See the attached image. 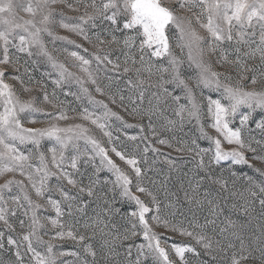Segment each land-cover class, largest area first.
I'll return each instance as SVG.
<instances>
[{"label": "snow or ice", "instance_id": "1", "mask_svg": "<svg viewBox=\"0 0 264 264\" xmlns=\"http://www.w3.org/2000/svg\"><path fill=\"white\" fill-rule=\"evenodd\" d=\"M65 2L36 0L35 6L30 3L23 9L33 18L24 20L16 15V8L20 5L14 4L13 0H0V177L13 174L0 184V224L3 226L0 230V249L5 247L3 239L7 232L9 250H15L14 260L6 262L0 259V264H67L61 259L65 256L75 257L78 264H97V247L105 254L107 264L111 256L118 255L115 249L119 242L137 235H141L145 243L136 246V264H141V257L151 259L152 264H187L185 253L200 254L190 245L172 243L171 251L178 258L173 260L169 248L162 246V236L156 228L192 237L211 256L213 264H247V261L257 258L253 256V251H259L258 258L264 264V243L256 249L246 245L236 221L225 217L226 226L219 227V235L226 243L217 240L215 248L213 240L203 231L209 226H214L213 231H216L217 219L225 212L230 199L234 201L231 208L241 210L246 216L251 214L257 201L264 210V170L254 169L259 174L258 180L253 176L243 177L247 186L240 190L236 188L235 180L230 186L228 179L223 175L217 176L212 167L227 162L230 171L232 166L237 165L252 168L246 152H257V148L252 146L253 142L264 149V141L252 136L245 140V131H251L247 128L249 121L257 112L260 118L255 122V127L264 133V87H256L258 84L264 85V0H85L84 12L74 22H70L63 13L59 14L58 20L56 18L54 6ZM67 7L79 11L77 4L69 3ZM38 13L41 19L37 21L35 17ZM53 25H58L91 45L95 49L90 54L91 58L79 51L82 49L88 53V48L68 36L57 35ZM117 32L121 35L117 36ZM46 37L53 42L73 45L78 50L54 46L50 51ZM173 40L180 50L179 56L172 50ZM113 46L123 55V66L119 57L115 60L112 58ZM13 49L15 53L34 58L33 64L42 60L47 66L46 75L54 77L52 83L55 88L63 89L73 83L79 85L80 94L76 98H86L93 110L83 107L78 116L70 117L62 102H56L55 88L51 94L43 91V102L59 109L56 112H47L38 107L36 97L21 99L15 84L9 80L19 83L25 93L32 89L25 84L20 74L19 57L13 58ZM54 52L65 53L66 59L72 61V66L85 74L86 80L71 71ZM213 57L218 66L236 70L235 81L228 68L224 72L214 70ZM257 57L261 62L258 76L257 69L247 63ZM93 61L97 64L96 72L91 70ZM101 65L105 68L110 65L114 71L122 67L123 73L135 72L138 84L129 79L127 83L130 88H138L146 83L139 79L143 72L148 73L149 83L153 75L157 77L155 84H151L158 89L153 93L155 103L150 99L149 107L142 109L140 104L143 103L144 92L139 91L136 99L129 97L133 107L124 109L129 115H139L141 118L148 116L153 134L155 130L151 117L157 115L165 119V127L171 128L177 125L182 128L185 123L195 121L200 137L209 141V148H200L193 140L191 145L183 142V146L177 149L193 153L196 161L194 170H190L195 174L188 179L187 188L181 184V190L184 202L193 212V219L189 223L201 229L200 232L190 231L182 221L173 222L167 216L162 217L157 196L143 186L147 170L139 166L140 158L118 150L113 145L110 151L135 175V192L149 197L150 203L134 194L132 177L109 155V149L91 134L89 125L99 129L112 144V133L107 130L109 122L113 118L124 122L122 116L109 108L104 100L96 99L85 87L86 83H91L96 85V93L106 95L97 84L96 73ZM8 69L12 71L8 72ZM249 72L252 73L250 78L247 76ZM24 73L31 81L27 67ZM246 80L251 87L245 84ZM204 90L211 92L204 96ZM64 95L75 94L69 89ZM110 99L113 104L116 103L114 96ZM120 101L123 105L122 95ZM169 109L175 119L165 116V111ZM37 114L46 118L47 126L25 127L24 121L33 124L38 122ZM69 120L81 122L63 126L60 123ZM202 120L208 122V128L215 135L205 129ZM124 123L126 127L133 126ZM140 127L143 130V126ZM128 139L135 141L137 137L130 136ZM45 142H49V145L45 146ZM158 142L168 143L166 140ZM150 150L157 151L150 145L143 148L145 164L146 154ZM206 156L209 157L207 162ZM97 158L99 164L96 163ZM252 159L264 160V156H253ZM167 163L170 168L173 166L171 160ZM87 165L92 166L91 173L87 171ZM103 170L111 173L115 180L101 181L99 173ZM16 174L22 179H16ZM231 176L237 177V173L231 171ZM53 178L55 184L50 183ZM101 184H111L112 187L105 192ZM13 186L18 192L6 197L5 190L11 192ZM161 187L165 188L166 196L176 195L167 191L166 184H161ZM117 189L119 202L133 203L134 209L121 211L114 207L116 197L113 195L109 199L108 193H115ZM53 194L59 198H54ZM235 201L242 203L237 204ZM93 203L99 210H94V214L81 225L76 214H85ZM167 206L174 208L176 204L169 202ZM205 206L208 215L204 223L199 224L195 220L194 209L202 211ZM49 209L55 213L54 216L47 215ZM117 214L130 224V229L124 233H120L113 223V217ZM65 217L68 219L65 220ZM12 218L16 219L22 230L18 238L12 235L16 232V223H13ZM49 225L55 231H49ZM80 227L89 231L90 235L80 233ZM44 236L50 239L45 240ZM96 236H99L97 247L92 243H84ZM230 237L239 241V248ZM66 239L81 245L84 254L92 258L91 261L81 259L80 253L76 251H58L52 242ZM40 247H43V251L38 250ZM131 247L129 245V256ZM213 252L216 254L213 255Z\"/></svg>", "mask_w": 264, "mask_h": 264}, {"label": "rangeland", "instance_id": "2", "mask_svg": "<svg viewBox=\"0 0 264 264\" xmlns=\"http://www.w3.org/2000/svg\"><path fill=\"white\" fill-rule=\"evenodd\" d=\"M84 2L85 0H66L65 3H57L55 7L56 12V18L57 20L60 18V13H63V15L70 19V22H74L75 18L79 17L84 12ZM99 2V0H97ZM14 4L20 5L21 7L16 8V15L17 18H22L24 20L26 19H32L33 17L30 16L27 12H25L23 9L26 8L30 3L35 6L36 0H13ZM77 4L79 7V11H74L67 7V4ZM178 14L181 15H188L184 12H179ZM35 19L38 21L41 19V15L38 13ZM22 22V21H21ZM107 26L106 24L104 25ZM195 26V24H194ZM53 31L57 35L62 36H68L70 39H73L76 41L77 44H82L83 47L88 48V53H84L82 49H79L80 53L82 55H85L87 58H91L90 54L95 50L91 45H89L86 41H83L80 37L67 32L66 30L60 28L58 25H53ZM99 31V29H97ZM201 34L206 35L205 33L201 32ZM101 35L105 36V38H108L106 34L101 33ZM117 36H120L121 34L119 32L116 33ZM258 39V35H257ZM46 43L48 44L49 50L51 51L53 47L56 48H63L67 47L70 51L71 50H78L73 45H66L60 41H51L50 38H45ZM172 50L179 56L180 50L175 46V40L172 41ZM13 53H15V50H12ZM55 55L58 56V58L65 62L71 71L76 72L78 75H81L85 78L86 76L84 73L80 72L78 68L72 66V61L70 59H66V54L63 52H54ZM19 57V67H20V74L23 76L25 84L32 89L31 92L25 93L22 91L21 86L19 83L15 81L9 80L8 82L14 83L17 93L20 95L21 99H28L31 97L37 98V106L40 108L45 109L47 112H56L59 109L53 108L51 104H47L43 102V91L46 90L49 94L52 93L53 89L55 88V85L52 83V78H50L48 75H46V65L41 60L39 63L33 64L32 59L34 58H28L24 54L15 53V56L13 57ZM117 57H119V62L123 66V55L120 54L118 50H116V47L113 46V56L112 58L115 60ZM232 57H230L231 59ZM25 61H27V64H25ZM213 61V68L216 71L224 72L225 68H228V71L230 74L233 75V80L235 81V69L229 68L228 66H225V68H222L218 66L215 63V57L212 58ZM159 63V62H157ZM166 63V61H165ZM247 63L257 69V76L259 75V69L261 68V62L259 58L257 57L255 60H248ZM27 67L28 72L31 74L32 80H28V75L24 73V69ZM91 70L96 72L97 70V64L95 61H93L91 65ZM11 69H8V72H11ZM97 74V84L104 89L106 95L101 96L98 93L95 92L96 85H92L91 83H86L85 87L89 88L91 94L95 96L96 99H102L105 101V103L108 104L109 108H111L113 111L117 112L120 116L123 117L124 122H126L128 125H133L132 127H126L124 122L115 120L113 118L109 122V128L108 131H111L112 133V144H109L108 138L103 135V133L95 128V126L89 125L91 129V134L94 135L98 140L101 141V143L109 149V155L116 161V163L124 170L126 171L133 179V188L132 191L136 195H140L141 199L145 200L146 203H150V198L147 196H144L143 194L136 193L135 192V175L131 172V169L123 162L120 161L118 157L115 156L114 153L110 151L111 147L114 145L117 147L118 150L125 151L127 153H131L133 155H136L138 158H140L141 163L140 167L142 169H146L145 172V180L143 181V186L147 187L150 191H152L156 196L157 199L160 201L161 205V216H167L169 219L173 220V222H183L184 227L189 228L190 231L193 232H200L201 229L192 227L190 225V221L193 219V212L189 211V205L184 202L183 199V191L181 190V184H183L184 188H187V181L190 177H192L195 173L194 170L196 161L193 159V153H189L188 151H177L178 148H181L183 146V142H187L189 145H191V142L193 140L196 141V144L200 148H209L211 147L208 140L203 139L200 137V133L198 128L195 125V121L192 123H185L184 126L181 128L179 125H177L175 128L171 127H165L166 121L163 117H159L157 115H154L151 117L152 121V128L155 130V134H153V131L151 128H149V117L144 116L141 118V116L136 115H129L128 112H126L124 109L127 107L129 110L133 107L132 104L129 102V97H132L133 99H136V97L139 94V91L144 92V100L143 103L140 104V107L142 109H147L149 107V100L152 99L153 103H155V100L153 99V93L157 92L158 89L155 87H152L151 84H155L157 77L153 75L151 77L150 83L148 73L143 72L141 73L139 79H143L146 81L143 85H139L138 88H130L128 85V80L131 79L134 84H138V78L135 74V72H129V73H123L122 67L119 71L112 70L111 66L109 65L107 68H105L103 65L100 66V70L96 73ZM252 75L251 72L247 73V76L250 78ZM7 77V73H6ZM245 84H248V81H245ZM249 87H251L250 84H248ZM257 89H260L261 87H264L262 84H258ZM70 89L71 93H74L75 95H64L65 91H68ZM56 91V102H62V105L64 109L68 112V115L70 117L78 116L79 113L82 111L83 107H88L89 110H93L90 105H88L86 98L77 99L76 97L80 94L79 93V85H76L75 83L65 86L63 89L55 88ZM211 90H204V96H207ZM213 96H215V93H211ZM124 97L123 105L120 101V96ZM199 97V92L197 93ZM114 96L116 99V103L113 104L111 102L110 97ZM51 98V97H50ZM206 102V101H205ZM139 103V101H137ZM165 116H167L170 119H175L173 114L171 113L170 109L165 111ZM260 118V113L257 112L253 115L252 119L249 121V124L247 126L248 129H251L250 132L247 130L245 131V140L247 141L249 136L255 137L256 140L264 141V133H262L259 129L255 127V122ZM37 123H29L27 121H24L25 127H46L47 126V120L42 115L37 114L36 115ZM80 120H69V121H61V125H66L70 123H80ZM202 123H204L205 129L210 132V134L215 135V133L208 128V122L206 120H202ZM140 125L143 126V130H141ZM130 136H136L137 140L132 141L129 140L128 137ZM118 138V139H117ZM159 140H166L168 141L167 144H161L158 141ZM49 142H45V146H48ZM150 145L151 148L157 149L156 152L149 151L146 154L147 158V164L143 162V148L145 146ZM171 145V146H169ZM81 148L83 149L84 145L83 142H81ZM139 146V147H137ZM253 147L257 148L256 153L252 152H246V156L249 158V162L251 165H253L252 168H249L247 165H237L232 166L231 171H235L237 173V177L231 176V171L229 170V164L227 162H222L221 165H212L213 171L217 176L223 175L224 178L228 179L229 185L231 186L233 180H235V186L237 189L243 190L244 187L247 186L246 180L243 177L246 176H253L254 179H259V174L254 171L255 168H260L264 170V160L260 159H252L253 156H264V149H261L259 146H257L254 142L252 144ZM227 147V145H226ZM210 155V154H209ZM209 159L208 156L205 157V161L207 162ZM168 160H171L173 162V166L170 168L169 164L167 163ZM96 163L99 164V159L97 158ZM87 171L91 173L92 166L87 165L86 166ZM85 169L82 167V171ZM187 173V175H185ZM13 176V174L9 173L6 174L3 177H0V184H3L5 180L10 179ZM167 177V179H165ZM16 179H22L18 174L15 175ZM99 178L101 181H104L105 179L108 180H115V177L109 173L107 170H103L99 173ZM152 181H156L155 184L152 183ZM27 183V181H25ZM51 184H55V178H53L50 181ZM161 184H166L167 191L169 193H176V195H165V188L161 187ZM103 188L105 192L108 191L109 188L112 187L111 184L100 186ZM214 188L218 186H213ZM99 191V189H98ZM18 192V189L13 186L11 192H8L5 190V196L14 195ZM109 199L113 195H115L117 203H115L114 207L121 209V211L127 210V209H134L135 205L133 203H123L121 204L120 196H119V190L117 189L115 193H108ZM54 198H59L56 194H53ZM33 199H35V196L33 194ZM43 203V201H41ZM169 202H173L176 204V207H168L167 205ZM233 200L228 201V205L226 207V210L223 214L220 215V217L217 219V226L216 231H213L214 226H209L208 228L204 229L203 231L207 234L208 237H210L213 240V247H216L215 242L217 240L221 241V243H226V241L219 235V227H225V217L230 218L233 221H236L237 226L239 228L240 234L244 237L245 244L250 245L253 249L258 248L262 243H264V210L261 209L258 201L254 204L253 210L251 211V214L249 216H246L241 210H233L231 208V204L233 203ZM235 203L240 204L242 201H235ZM223 206V205H222ZM94 210L98 211L96 204L93 203L89 206L88 209H86L85 214L77 213L76 217L80 220L81 225L83 224L84 220H86L89 216H92L94 214ZM195 220L199 224L204 223L205 216L208 215L207 206L200 211L195 210ZM174 213V215H173ZM47 215L54 216L55 213L49 209L47 212ZM151 215V214H149ZM211 218V217H209ZM65 220L68 218L65 217ZM13 223H16V232L12 233V235L15 238L19 237V234L21 233V229L16 222L15 218H12ZM113 223L116 225L117 230L120 233H124L126 230L130 229V224L128 223L127 219H122L119 214L115 215L113 217ZM243 226L242 228L239 226ZM3 229L2 224H0V230ZM49 231H55L51 229V226L49 225L48 228ZM159 234L162 236V246L169 248V254L170 258L173 260H178V258L175 257L174 252L171 251L170 245L172 243H179L184 245H190L193 247L196 252L200 253L199 255H196L193 252H187L185 253V259L187 261V264H213L211 256L206 253L202 245L197 244L196 240L192 237L187 236H181L178 233H173L171 231H167L164 228H156L155 229ZM80 233L85 234L86 236L90 235L89 231H86L83 227L79 228ZM7 235L8 233H5V237L3 239V243L5 245L4 249H0V259H3L4 261L8 262L11 260H14L15 257L13 255L14 249L9 250V246L7 244ZM166 238V239H164ZM45 240H49V236H44ZM232 241L236 244L237 248H239V241L235 239V237H230ZM99 236H96L95 238H92L91 240H86L84 243H92L94 247L98 246ZM56 246L58 251H76L80 253L81 259H88L91 261L90 256H86L83 252L82 246L77 244L76 242H73L71 240H64V241H52ZM145 243L142 239L141 235L137 236H130L128 240H122L119 242L116 246V253L118 255H113L108 259L107 264H136L137 260V245ZM129 245H131V255H128V249ZM38 250L43 251V247H40ZM216 253L213 252V255ZM229 255H231V252H229ZM253 256L257 257L256 259H252L247 261V264H261L260 259L258 258L260 256L259 251H253ZM62 260L66 261L67 264H78V261H76L75 257L72 256H65L61 257ZM141 264H152L151 259L145 260L143 257L140 258ZM97 264H105V254L100 252L97 247Z\"/></svg>", "mask_w": 264, "mask_h": 264}]
</instances>
